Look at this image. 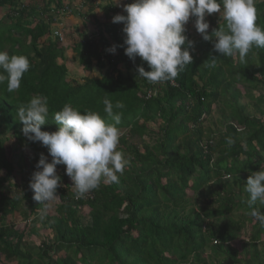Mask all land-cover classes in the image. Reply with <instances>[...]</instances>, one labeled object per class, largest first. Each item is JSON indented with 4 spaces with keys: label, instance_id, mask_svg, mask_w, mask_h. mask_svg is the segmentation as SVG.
<instances>
[{
    "label": "trees",
    "instance_id": "1",
    "mask_svg": "<svg viewBox=\"0 0 264 264\" xmlns=\"http://www.w3.org/2000/svg\"><path fill=\"white\" fill-rule=\"evenodd\" d=\"M255 7L264 29V0ZM86 8L106 18L98 39L83 32L71 46L52 37L62 15L84 19ZM2 9L0 51L26 56L30 69L17 91L0 83V264H264V226L250 215L245 191L248 177L264 169V48L243 62L238 54L219 56L214 37L193 34L190 17L184 34L193 42L192 63L174 81L153 84L138 77L147 63L125 55L124 25L111 21L126 13L112 2L0 0ZM206 20L209 35L226 24L219 13ZM113 45L116 52L107 51ZM67 50L83 70L96 65L102 75L69 78ZM213 58L216 66L205 67ZM35 95L48 98L42 130L49 132L65 104L112 122L103 100L123 103L114 108L121 114L118 150L131 162L119 183L102 182L76 199L66 166L58 165V198L48 205L32 199L40 154L51 161L46 147L23 136L17 114ZM253 207L264 212V203Z\"/></svg>",
    "mask_w": 264,
    "mask_h": 264
},
{
    "label": "clouds",
    "instance_id": "2",
    "mask_svg": "<svg viewBox=\"0 0 264 264\" xmlns=\"http://www.w3.org/2000/svg\"><path fill=\"white\" fill-rule=\"evenodd\" d=\"M120 0L116 5L119 6ZM124 14H116L113 23H123L125 55L131 60L139 57L146 62L149 71L137 67L138 77L150 82H170L192 63L186 24L195 17V28L205 41L213 40V49L219 56L238 54L243 62L253 48H264V29L257 23L255 0H134L123 5ZM222 15L225 27H219L211 35L206 16ZM187 41V44H186ZM182 46H184L182 48ZM116 45L107 51L116 52ZM205 67L214 68L215 58L206 61ZM30 69V61L24 55H9L0 51V83L7 81V91L19 90L21 81ZM104 112L111 117L106 121L92 110L81 112L71 104H65L53 118L58 125L54 132L43 131L42 125L49 116V102L44 95L33 96L27 104L18 107L22 134L30 142H39L47 148L51 161L43 153L35 165L29 187L32 199L48 205L58 198L60 176L57 166L65 165L66 175L73 181L75 198L81 199L103 183H119V175L130 165V157L118 150L121 102L103 100ZM228 147L234 140L226 137ZM119 174V175H118ZM245 191L249 194L250 215L264 226V212L253 207L264 203V169L253 172L247 179Z\"/></svg>",
    "mask_w": 264,
    "mask_h": 264
},
{
    "label": "rangeland",
    "instance_id": "3",
    "mask_svg": "<svg viewBox=\"0 0 264 264\" xmlns=\"http://www.w3.org/2000/svg\"><path fill=\"white\" fill-rule=\"evenodd\" d=\"M129 0H120L119 6L116 5L117 0H95L96 3L106 4L112 2L116 7L123 11V5L127 4ZM261 1V0H255ZM134 2V0H132ZM88 8V7H87ZM83 9L85 10L84 13L87 15L83 18L76 17L73 13H69L67 16L62 15L61 19L55 24H53L52 28V37L56 38L59 37L60 40H64L65 43H69L71 46H74L76 42L81 39V34L86 32L89 38L98 39L100 37V33L104 32V25L106 24V18L104 17V13L101 9L96 8L95 12L92 13L90 9ZM6 10L2 9L0 11V15L5 14ZM118 14V13H117ZM96 18V19H95ZM112 22V21H111ZM195 23H191L189 27H193ZM195 27V26H194ZM58 31L60 33L59 36L55 35V32ZM193 34L200 35L196 28H193ZM107 36V34H105ZM66 64L69 67V78H76L79 81L83 80V76L85 75H99L101 76L103 72H99L98 67L94 65L93 72L90 73L88 71L83 70L82 66L77 62V55L74 50H67L66 51ZM244 103L247 102V99L242 100ZM251 110V107H250ZM218 115L215 114L213 119H217ZM15 180L18 183L21 181V173L19 169L16 168L15 171ZM86 216H88L89 208L86 207L83 212ZM88 218V217H87ZM89 219V218H88ZM21 216L15 215L12 218V221H15L16 225L21 223ZM239 242V241H238ZM237 248L240 250V244L237 243Z\"/></svg>",
    "mask_w": 264,
    "mask_h": 264
},
{
    "label": "built area",
    "instance_id": "4",
    "mask_svg": "<svg viewBox=\"0 0 264 264\" xmlns=\"http://www.w3.org/2000/svg\"><path fill=\"white\" fill-rule=\"evenodd\" d=\"M55 35H56V36H59V35H60V33H59L58 31H56V32H55Z\"/></svg>",
    "mask_w": 264,
    "mask_h": 264
}]
</instances>
